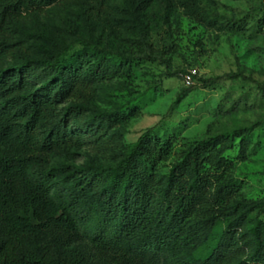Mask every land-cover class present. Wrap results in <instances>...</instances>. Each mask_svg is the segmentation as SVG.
I'll return each instance as SVG.
<instances>
[{"label": "trees", "instance_id": "trees-1", "mask_svg": "<svg viewBox=\"0 0 264 264\" xmlns=\"http://www.w3.org/2000/svg\"><path fill=\"white\" fill-rule=\"evenodd\" d=\"M66 1L0 0V264H142L135 244L181 264H264V198H241L225 158L237 140L243 157L256 127L189 144L166 176L159 167L174 142L153 127L104 166L107 130L136 116H89L109 53L44 36L52 49L35 56L24 37L29 21ZM194 80L206 89L221 78ZM84 146L93 156L68 166Z\"/></svg>", "mask_w": 264, "mask_h": 264}, {"label": "rangeland", "instance_id": "rangeland-1", "mask_svg": "<svg viewBox=\"0 0 264 264\" xmlns=\"http://www.w3.org/2000/svg\"><path fill=\"white\" fill-rule=\"evenodd\" d=\"M144 1L95 0L91 9L82 1L55 4L23 27L24 37L35 56L52 49L44 36L56 43L77 38L109 53L111 74L95 85L89 116L117 110L122 115L133 110L136 116L107 130L111 142L104 166L157 127L159 135L174 142L170 159L159 167L166 176L189 144L254 126L243 137V157L237 140L225 158L241 198L263 199L264 0ZM126 58L130 63L124 65ZM189 71L200 79L221 80L206 89L194 80L191 90L183 82ZM77 156L68 166L83 164L93 151L84 146ZM130 253L142 264H181L176 253L153 255L141 252L138 244Z\"/></svg>", "mask_w": 264, "mask_h": 264}, {"label": "built area", "instance_id": "built-area-1", "mask_svg": "<svg viewBox=\"0 0 264 264\" xmlns=\"http://www.w3.org/2000/svg\"><path fill=\"white\" fill-rule=\"evenodd\" d=\"M197 77L196 71H189L183 77V82L186 87H191L194 85V79Z\"/></svg>", "mask_w": 264, "mask_h": 264}]
</instances>
